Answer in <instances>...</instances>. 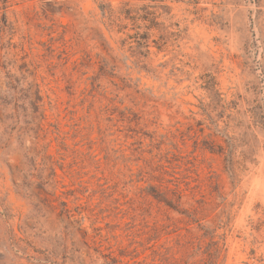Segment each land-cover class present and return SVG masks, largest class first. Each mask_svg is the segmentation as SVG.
<instances>
[{
	"label": "rangeland",
	"instance_id": "1",
	"mask_svg": "<svg viewBox=\"0 0 264 264\" xmlns=\"http://www.w3.org/2000/svg\"><path fill=\"white\" fill-rule=\"evenodd\" d=\"M0 264H264V0H0Z\"/></svg>",
	"mask_w": 264,
	"mask_h": 264
}]
</instances>
